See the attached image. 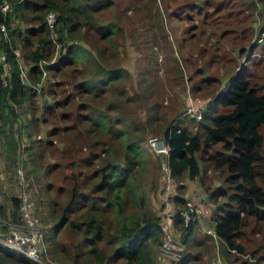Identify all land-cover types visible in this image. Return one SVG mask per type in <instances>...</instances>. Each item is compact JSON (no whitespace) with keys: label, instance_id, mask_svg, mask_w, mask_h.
I'll return each mask as SVG.
<instances>
[{"label":"trees","instance_id":"trees-1","mask_svg":"<svg viewBox=\"0 0 264 264\" xmlns=\"http://www.w3.org/2000/svg\"><path fill=\"white\" fill-rule=\"evenodd\" d=\"M4 1L8 2L6 10L1 8ZM111 2L0 0V58L3 62L0 61V141L12 163L16 161L20 146L16 125L21 120V109L32 99L31 87L23 82L20 75L16 54L19 47L24 58L34 64L30 68L29 79L35 84L42 77L40 62L49 59L54 42L61 43L71 38L74 42L65 46L68 58H61V67L56 68L62 69L68 63L86 66L90 61L93 73L81 77L75 97L85 95L99 100L107 96L105 107L79 101L74 110L61 113L63 119L75 118L70 130L83 127L86 134L81 142L84 156L77 162H71L73 169L81 170L76 167L83 163L86 170L73 176L69 197L64 205L59 206L58 217H54L55 224L48 237L53 242V254L63 264H157L156 249L162 242L161 216L152 209L149 196L156 182L153 180L148 187L142 173L145 162L143 132L134 137L130 128L135 132L143 130L120 113V103L129 95L126 89L117 88L128 71L120 66L107 68L102 64L100 60L104 54L100 45L93 55L87 46L77 42L82 29L91 27L101 40L112 41L114 33L119 30L116 22H95V14ZM49 11L57 13L53 27L45 20ZM24 14L30 17L26 18ZM21 22L32 24V27L21 30ZM4 63L11 67L6 76H2ZM250 75L243 66L239 68L226 90L208 104L201 118L190 119L196 125L195 133L182 122L161 123V126L150 130L161 132L169 147L168 163L173 181L186 174L190 180L199 179L203 184L199 160H205L203 154L207 149L218 143L222 145L224 151L218 150L207 156L215 170L226 169L228 174L224 183L234 191L228 193L225 187L210 191L209 196L214 203H218L220 197L228 198L227 202L218 204L211 219L215 222L214 232L221 239L224 250L241 253L243 247L238 241L239 231L249 217L254 218L256 224H262L264 242V136L260 131L264 123V93H259L258 88L251 85ZM72 98L68 95L64 100L72 101ZM218 105L231 108L226 112H216ZM55 106L49 107L47 114ZM55 131L56 127H53L49 134L54 135ZM27 135L31 138L30 133ZM174 191L176 238L188 246L198 220L185 224L181 215L186 206L185 181L179 180ZM11 200L9 216L17 221L21 197L12 196ZM64 232L70 237L69 245L55 241ZM71 246L75 250L73 254L68 252ZM189 253H185L179 264L190 259ZM0 264L38 263L0 242Z\"/></svg>","mask_w":264,"mask_h":264},{"label":"rangeland","instance_id":"rangeland-1","mask_svg":"<svg viewBox=\"0 0 264 264\" xmlns=\"http://www.w3.org/2000/svg\"><path fill=\"white\" fill-rule=\"evenodd\" d=\"M1 8L6 10L8 2L4 1ZM23 16L30 17L29 14ZM95 22H116L119 30L112 41L101 40L91 27L82 29L77 42L87 46L93 55L100 45L104 54L100 60L102 64L107 68L120 66L128 71L116 87L126 89L129 95L120 103V113L127 121L142 127L141 132L130 130L134 137L143 132L145 162L142 173L148 187L153 180L156 182L149 196L152 209L160 215L166 185L162 172L165 154L157 149L164 138L161 132L150 130L161 123L182 122L195 133L196 125L190 122L191 118H196L192 110L199 108L198 113L202 115L208 104L226 90L232 76L242 66L251 74V85L264 93V38L258 42L264 28V0H112L111 5L95 14ZM19 24L21 30L32 27L25 22ZM72 42L71 38L54 42L49 59L40 62L42 77L35 84L29 79L34 64L24 58L20 47L16 50L20 75L31 87L32 99L21 109V120L16 125L20 146L14 163L6 157L0 141V224L4 231L8 230L5 222L11 220V198L21 197L25 192L32 202L33 216L50 246L48 264H63L53 254V242L48 237L58 217L59 206L69 197L73 176L86 170L83 163L76 167L81 169L79 171L71 165L84 156L81 142L86 134L83 127L70 130L75 118L63 119L61 113L74 110L79 101L105 107L107 99V96L98 101L85 95L75 97L81 77L93 73L90 61L86 66L68 63L62 69L56 68L61 67V58H68L65 46ZM3 67L2 76H6L11 67L6 63ZM68 95L73 96L72 101L64 100ZM54 106L55 109L47 114L49 107ZM230 108L218 105L215 111L226 112ZM53 127L56 131L51 135ZM260 131L264 136V123ZM218 150L224 151L220 143L204 152L205 160H199L203 184L199 179L190 180L186 174L173 181V189L179 180L185 181L186 191L198 198L195 203L204 211L189 237V247L185 244V253L190 252L191 257L183 264H212L218 255L224 264H264L263 226L256 224L254 218H247L239 231L242 253L224 250L221 239L214 237V223L210 218L218 204L227 202L228 198L220 197L218 203H214L209 193L218 187H225L228 193L234 191L224 183L226 169L215 170L208 159L207 155ZM262 153L264 155V142ZM65 233L55 241L69 245L70 237ZM0 242H5L4 236L0 237ZM74 251L72 246L68 249L69 254ZM158 251L157 248L156 261Z\"/></svg>","mask_w":264,"mask_h":264},{"label":"built area","instance_id":"built-area-1","mask_svg":"<svg viewBox=\"0 0 264 264\" xmlns=\"http://www.w3.org/2000/svg\"><path fill=\"white\" fill-rule=\"evenodd\" d=\"M46 22L50 27H53L57 22V13L55 11H49L46 15ZM264 38V29L261 31V35L258 42H261ZM198 109H193V117L199 119L201 113H198ZM196 113V114H195ZM157 150L165 154V159L162 161V172L165 178V193L163 208L160 212L161 221L160 227L162 229V242L159 246L157 254L158 264H179L181 259L185 255V244L176 239V230L174 228V196L173 189V177L171 168L168 163L169 147L164 143ZM26 186V185H25ZM31 200L29 196L24 192L21 196V204L19 208V218L17 221H6L7 231H4L0 224V237L4 236V243L14 250L22 253L31 260L38 264H48L46 262L48 255V244L45 239V235L42 229L38 226L37 221L31 211ZM186 206L181 210V215L185 224L194 222L200 215L204 213L203 208L197 203L186 200ZM217 236L216 233L214 237ZM212 264H224L223 260L218 255L214 258Z\"/></svg>","mask_w":264,"mask_h":264},{"label":"crops","instance_id":"crops-1","mask_svg":"<svg viewBox=\"0 0 264 264\" xmlns=\"http://www.w3.org/2000/svg\"><path fill=\"white\" fill-rule=\"evenodd\" d=\"M194 182V181H193ZM186 200H191L193 202H197L198 198L192 194H190V192H187V194L185 195ZM211 219V218H210ZM212 220V219H211ZM212 222L214 223L215 226V222L212 220Z\"/></svg>","mask_w":264,"mask_h":264}]
</instances>
